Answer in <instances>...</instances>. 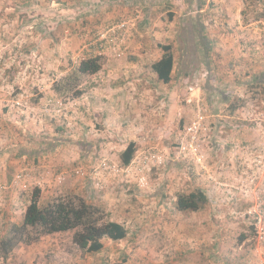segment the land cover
<instances>
[{"label":"rangeland","instance_id":"obj_1","mask_svg":"<svg viewBox=\"0 0 264 264\" xmlns=\"http://www.w3.org/2000/svg\"><path fill=\"white\" fill-rule=\"evenodd\" d=\"M254 2L243 11L264 15V1L257 11ZM262 22L257 33L210 31L213 72L202 64L199 78L181 82L176 65L165 85L150 70L153 56L128 71L109 44L98 47L108 41L98 0H0V163L11 171L0 182V264H264ZM92 57L101 70L58 91ZM117 71L123 80L111 78ZM114 82L130 88L121 111L110 102ZM139 88L150 90L145 104ZM197 121L196 140L185 130ZM130 142L136 151L123 167ZM199 189L207 204L179 211L178 197ZM35 190L40 206L82 197L125 237L104 239L94 254L72 232L26 244L21 224ZM5 194L16 202L3 204Z\"/></svg>","mask_w":264,"mask_h":264},{"label":"crops","instance_id":"obj_2","mask_svg":"<svg viewBox=\"0 0 264 264\" xmlns=\"http://www.w3.org/2000/svg\"><path fill=\"white\" fill-rule=\"evenodd\" d=\"M244 1L246 0H98V20L103 26L101 35L111 41L116 39L115 44L112 43L114 46H111V50L118 57L117 64L125 62L128 71L135 70L139 64H145L144 58L151 59V56H153L152 61L149 63L150 65L154 64L163 56L160 47L172 45L173 42L178 49V56L174 55L175 65L180 66L178 72L182 82L191 77L199 78L202 75V64L205 75L213 72L212 49L216 47L217 37L210 31L218 30L227 33L236 30L248 33L260 31L259 25L263 23V13L251 14L252 11H247L246 14L242 7ZM254 1V10L257 11L259 7H262L261 3L264 0ZM205 5L210 9L205 8ZM218 8H221L226 15H222V17L218 15ZM245 15L254 17V19L249 18L248 22L243 23L242 21L246 19ZM120 24H124L125 29L113 34L114 32L111 30ZM114 36L116 37L114 38ZM144 41L145 44H143ZM102 43H106V41H98V47ZM130 43H132L131 49H127ZM103 46L105 47V45ZM187 48L191 49L189 53H187ZM132 52L136 58L126 56ZM188 54L190 58L187 57ZM114 74L112 79L122 78L123 80V72L117 71ZM130 94V88L125 92L119 82H114L111 88L110 102L118 111L124 110V98L130 100ZM138 95L142 97V103L145 104L151 93L147 88L146 90L139 88ZM142 110L146 111L147 109L143 106ZM138 119L141 124V118ZM142 120V124H146L144 126H153L149 122L150 118ZM132 126L134 127V125ZM154 126H159V124ZM8 172L11 171L7 170L6 165L0 163L1 183L10 178L11 174ZM4 196L8 199L3 204L7 205L6 202H8L9 206L10 203L16 202L10 200V196L7 194Z\"/></svg>","mask_w":264,"mask_h":264},{"label":"trees","instance_id":"obj_3","mask_svg":"<svg viewBox=\"0 0 264 264\" xmlns=\"http://www.w3.org/2000/svg\"><path fill=\"white\" fill-rule=\"evenodd\" d=\"M160 48L163 56L151 65L150 70L159 82L167 85L172 81L176 67L174 47L167 45ZM187 57L190 58L189 54ZM100 60V57H92L80 61L73 67L71 76L63 80L65 84L58 85V91H72L83 76L98 73L102 68ZM135 151V144L130 142L120 155L123 167L130 164ZM38 198L39 191L35 190L23 215L21 229L29 232L26 244L37 242L43 236L72 232L73 244L84 252L94 254L101 250L104 239L118 241L126 235L123 226L106 221L99 207L87 203L80 196L57 197L42 206L39 205ZM207 202L205 193L199 189L186 196H179L176 207L179 211H198Z\"/></svg>","mask_w":264,"mask_h":264},{"label":"built area","instance_id":"obj_4","mask_svg":"<svg viewBox=\"0 0 264 264\" xmlns=\"http://www.w3.org/2000/svg\"><path fill=\"white\" fill-rule=\"evenodd\" d=\"M124 29H125V25L124 24H120V25L114 27V29L111 30V31L114 32L113 34H115L116 32H121ZM115 37L116 36H114V38ZM108 41H107L108 43L107 42L106 43L109 44L110 47H111V46H114L113 44H115L116 39H114L113 41H111V40H108ZM111 49H112V47H111ZM200 128H201V124L197 121V122L193 123L192 125H190L185 131H186V134L191 136V138H195L196 139L197 138V133L200 130Z\"/></svg>","mask_w":264,"mask_h":264}]
</instances>
